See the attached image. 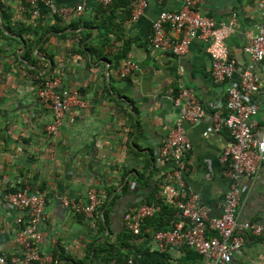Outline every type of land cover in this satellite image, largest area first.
Listing matches in <instances>:
<instances>
[{"label":"crops","instance_id":"0c3cea01","mask_svg":"<svg viewBox=\"0 0 264 264\" xmlns=\"http://www.w3.org/2000/svg\"><path fill=\"white\" fill-rule=\"evenodd\" d=\"M52 1L56 9H68L66 16L53 12L43 1L37 17L25 0H0V255L8 258L18 253L15 238L24 224H18L16 219H25L22 212L6 202L4 193L28 186L31 192L44 193L47 200L38 249L52 253L59 264H105L107 261L99 255L94 258V249H90L105 239L140 264H214L189 247L160 251L153 239V225L147 222L138 235H131L124 229L122 217L135 205L159 196L166 173L174 167L158 153L161 139L179 115L180 107L173 98L187 89L203 105L208 101L222 104L227 87L250 63L244 46L261 22L262 0L196 1L202 14L217 20L232 11L237 13L235 30L226 39L229 54L236 60V71L220 84L211 78L206 41L193 39L182 55L160 50L150 42L152 22L158 13L178 10L185 0H148L144 14L135 21L130 19L128 9L131 0H116L107 5V11H102L106 6L99 0ZM78 5L83 11L76 15L72 9ZM55 15L63 22H91L96 15L98 21L109 17L110 47L101 49L106 57L87 64L91 55L74 51L80 39L78 32L90 30L84 43L102 30L101 26L45 32L55 24ZM18 29L24 36L15 31ZM44 32L32 49L37 59L31 63L22 56L26 42L20 52L21 39L37 38ZM62 33L70 34L59 37ZM96 40L100 44V39ZM120 47L126 48L125 56L115 62L110 52ZM124 58L134 61L137 68L127 78H120L118 68ZM257 71L263 81L253 97L258 107L254 120L260 126L264 123V72ZM43 74H61L60 88H77L90 103L76 122L64 121L54 137L45 133L51 110L35 94V81ZM179 100L183 102L185 97ZM210 116L211 111L206 109L199 123H184L191 150L186 155L188 167L183 176L207 207L208 216L218 217L229 186L220 158L231 136L224 127L215 131ZM263 172L264 165L254 176L237 178L240 222L264 221ZM90 188L99 191L104 199L111 192L101 210V220L109 228L107 234L105 225L100 234L95 218L72 213L59 200L64 194L85 200ZM105 208L107 223L102 214ZM176 216L179 218V212ZM117 258L120 256L113 259L120 261ZM227 264H264V238L246 236L241 251Z\"/></svg>","mask_w":264,"mask_h":264},{"label":"built area","instance_id":"2783aa9c","mask_svg":"<svg viewBox=\"0 0 264 264\" xmlns=\"http://www.w3.org/2000/svg\"><path fill=\"white\" fill-rule=\"evenodd\" d=\"M43 1L53 12L66 16L68 9H56L52 0H25L33 14L39 16V3ZM113 0H99L103 5ZM197 0H185L178 10H162L152 22L150 42L163 51L174 55L185 53L193 39L207 42L206 51L210 57V74L213 83L220 84L236 71V60L230 56L226 39L234 32L237 13L232 11L226 18L217 20L211 15L202 14ZM148 0H134L131 8V20L135 21L144 14ZM261 22L256 33L248 38L244 51L250 57V63L239 73V77L226 89L224 102L208 101L203 105L187 89H182L173 98L180 107L168 134L158 146L159 156L174 163L168 171L160 194L165 203L173 204L179 212V218L170 229L156 230L153 239L160 251L167 248L189 247L214 264H227L235 253L245 245L246 236L264 238V221L237 220L239 209L240 175L254 176L264 165V123L257 126L255 116L258 111L253 97L259 91L263 78L257 69L264 72V0L260 2ZM77 15L82 6L72 9ZM171 28V32L167 28ZM137 68L130 58H124L118 68L120 78H127ZM62 75H48L35 81V94L41 103L51 110V119L45 125V133L54 137L64 121L74 123L83 109L90 103L83 98L77 88L62 87ZM179 97H185L181 102ZM211 111L212 127L218 131L226 128L231 142L225 147L221 158L222 174L228 179V189L221 201V213L218 217H209L208 209L201 204L198 196L191 191L184 180L187 169L186 155L191 150L184 123L190 125L201 121ZM257 126V128H256ZM264 175V172H263ZM4 199L11 206L24 214L16 222L24 227L16 235L18 253L10 257L0 255V264H55L52 253L40 252L38 244L41 237L40 225L45 220L47 203L44 193L31 192L28 186L9 190ZM61 204L70 212L93 219V215L104 202V196L94 188L86 192L85 200L60 195ZM160 210L158 204L141 202L124 212V229L138 235L147 217ZM105 264H140L132 255L122 261L110 260Z\"/></svg>","mask_w":264,"mask_h":264},{"label":"trees","instance_id":"16d2710c","mask_svg":"<svg viewBox=\"0 0 264 264\" xmlns=\"http://www.w3.org/2000/svg\"><path fill=\"white\" fill-rule=\"evenodd\" d=\"M115 1L116 0H113L112 3H114ZM133 2H134V0H131L130 2H128L130 19H131V8H132ZM111 4H108V6ZM104 6H106V7H104V9H102V11H107V9H105V8H109V7L107 5H104ZM108 13H109V11H108ZM54 18H55V20H54L55 24L49 26V29H46L45 32L48 30H52L53 32L57 33V32L63 31L65 28H77L79 26H84L87 28L93 27V26H101L102 30H99L98 33L92 39L87 40L84 43H82V42L84 40H86L91 35L90 30L85 29L81 32H78L77 34L80 35V39L78 40L76 48L74 51H75V53L77 52L82 56H87L89 53L91 55V59L87 60V64H90V63L96 61L101 56L106 57V55L102 54L101 49L105 45L110 47L109 46L110 44L108 43L109 39L107 36L111 30L112 20L109 17L104 16L103 19H101V21L100 20L98 21L99 16L96 15L95 18L93 19V21H91V22H88V21L73 22L72 20H69L68 22H63L60 19V17H58L57 15H55ZM7 29L14 31V29H12V26H7ZM15 31H17V33H19L20 35L24 36L22 30L18 29ZM45 32L42 33V35H40L37 38L25 37L26 47L24 49L22 56L25 59H28L31 63H34L35 59H37L36 56L33 54L32 49H33L34 45H36L38 43V41L44 36ZM33 34H35V33H33ZM69 34L70 33H62V34H58V36L59 37H65L66 35H69ZM96 39H100V44L98 43V41ZM16 41H18V40L16 39ZM111 45H113V44H111ZM41 49H42V47L39 48V51H41ZM125 52H126V48L120 47V48L110 52L111 58L113 60H115V62H116L120 58L125 56ZM110 53H109V55H110ZM47 55L52 57L51 54H47ZM30 71L37 74L36 71H33V70H30ZM44 76H47V74L39 75V78L44 77ZM110 195H111V192H109L107 194V196L104 199V202L99 206V208L96 210V212L93 215V219L95 218L98 221L100 234H102L104 232V224H103V221L101 220V210L106 205ZM160 195L161 194L159 193V196L154 197L151 201H147L148 204L160 205V210L156 214H154L153 216L147 217L144 220L141 229L143 228L144 224H146L147 222H149L151 225L154 226L155 231L156 230L170 229L173 226L174 222L178 219L176 216L178 214V211L175 208V206L173 204L165 203L163 200V197ZM113 200H114V198H113ZM113 200H111L109 202V206L113 203ZM103 215H104L105 221L107 223L108 208L104 209ZM107 238H108V236H107ZM91 248L94 249L93 257L95 258L96 256L99 255L100 258L104 261L114 260L113 258L115 256H120V258H117V260L122 261L125 259V257H127V256H125V254H121V252L117 249L116 244L109 243L106 239L104 241H101V242L95 244L94 246L91 245L90 249ZM54 258L57 260V257H54ZM55 264H59L58 261Z\"/></svg>","mask_w":264,"mask_h":264},{"label":"water","instance_id":"95a60500","mask_svg":"<svg viewBox=\"0 0 264 264\" xmlns=\"http://www.w3.org/2000/svg\"><path fill=\"white\" fill-rule=\"evenodd\" d=\"M18 38L21 39L20 36H19ZM21 42H22V48H20V52L22 51V49H23V47H24V45H25V40L21 39ZM21 60H24V59L21 57ZM24 61H26V60H24ZM44 72H45V70H44ZM102 214H103V211H102ZM104 225H105V228H106V234H107L109 228L107 227V225L105 224V222H104Z\"/></svg>","mask_w":264,"mask_h":264}]
</instances>
